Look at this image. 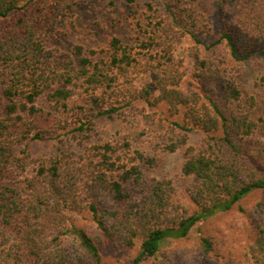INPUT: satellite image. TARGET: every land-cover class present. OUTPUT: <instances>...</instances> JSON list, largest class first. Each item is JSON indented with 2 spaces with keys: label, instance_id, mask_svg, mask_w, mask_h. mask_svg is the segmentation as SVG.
I'll use <instances>...</instances> for the list:
<instances>
[{
  "label": "trees",
  "instance_id": "obj_1",
  "mask_svg": "<svg viewBox=\"0 0 264 264\" xmlns=\"http://www.w3.org/2000/svg\"><path fill=\"white\" fill-rule=\"evenodd\" d=\"M80 1L0 0V264H101V246L138 239L139 263L264 189V114L236 79L264 58V0H226L208 45L200 0H144L133 36L59 50L51 42ZM103 116L118 117L122 138L100 139ZM47 139L50 151L33 155L30 143ZM175 151L180 187L150 174L155 155ZM254 230L243 264H264V224Z\"/></svg>",
  "mask_w": 264,
  "mask_h": 264
},
{
  "label": "rangeland",
  "instance_id": "obj_2",
  "mask_svg": "<svg viewBox=\"0 0 264 264\" xmlns=\"http://www.w3.org/2000/svg\"><path fill=\"white\" fill-rule=\"evenodd\" d=\"M143 1L138 0L135 5H130L125 0H81L76 6L78 17L67 27L64 35L51 44L59 50H68L73 44L81 43L88 50L106 46L114 35L127 39L133 36L134 16L144 14ZM200 4L210 27L209 35L203 39L204 44L208 45L220 35L226 18V0H200ZM192 44L188 35L181 36L177 43L184 58L186 82L190 80L192 72V59L187 53V48ZM236 79L241 85L243 98L253 97L256 104L251 108L257 114H264V58L253 57L244 61ZM135 82L137 87L145 85L148 75L137 76ZM95 131L100 139L124 136L118 117L103 116ZM198 137L199 133L193 132L190 142L195 143ZM52 142L48 139L34 140L29 149L33 155L40 156L50 151ZM142 144L147 152H153L145 142ZM181 161L180 151L157 154L150 174L171 178L180 187ZM33 170L34 166H31L28 172L32 173ZM257 223H261V226L264 224V189L253 191L231 209L196 223L186 237L167 239L156 257L133 263L131 261L138 252L140 240H136L131 247L112 242L100 247L101 264H243L248 248L254 241V226ZM202 237L210 241L208 248L204 247Z\"/></svg>",
  "mask_w": 264,
  "mask_h": 264
}]
</instances>
